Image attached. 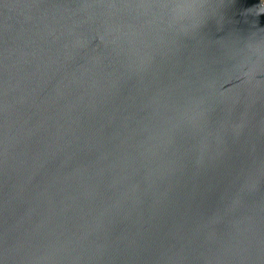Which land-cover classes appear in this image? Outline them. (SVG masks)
<instances>
[{"label": "water", "instance_id": "obj_1", "mask_svg": "<svg viewBox=\"0 0 264 264\" xmlns=\"http://www.w3.org/2000/svg\"><path fill=\"white\" fill-rule=\"evenodd\" d=\"M0 264H264V0H0Z\"/></svg>", "mask_w": 264, "mask_h": 264}]
</instances>
